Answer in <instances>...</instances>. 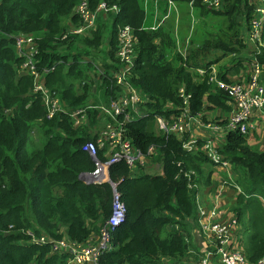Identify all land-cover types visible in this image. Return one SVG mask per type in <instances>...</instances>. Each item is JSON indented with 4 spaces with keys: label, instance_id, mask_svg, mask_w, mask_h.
<instances>
[{
    "label": "trees",
    "instance_id": "obj_1",
    "mask_svg": "<svg viewBox=\"0 0 264 264\" xmlns=\"http://www.w3.org/2000/svg\"><path fill=\"white\" fill-rule=\"evenodd\" d=\"M100 1L90 0L91 6ZM109 1L118 4V14L106 20L99 15L90 36L63 38L69 23H78L73 9L79 0H0V264H68L69 253H53L51 243H38L33 237L85 243L100 235L110 213L112 190L109 183L84 181L95 164L83 146L96 140L105 125L103 111L96 106H108L120 94L111 71L119 67L115 42L123 24L135 29L137 54L129 81L145 99L139 108L146 114L125 123L123 133L143 154L153 147L149 166H159L162 174L141 172L138 167L131 172L123 160L109 166V178L117 183L126 215L110 234V246L97 263L163 264V258L185 261L202 254L190 235L197 218L195 200L198 192L211 186L217 167L207 158L204 139H198L195 150L186 151L178 138L155 131L152 123L157 115L178 113L175 107L182 105L178 90L183 86L190 94L191 113L226 124L230 97L200 77L199 67L226 59L219 68L220 77L228 80V74H244L256 57L264 84V45L253 53L247 44L255 6L251 0H222V6L213 10L202 0H175L185 7L187 18L190 8L201 20L187 52L180 53L172 26L141 29L152 21L144 14V0ZM166 1L159 0L163 13ZM216 16L223 17L220 24L212 22L218 33L197 31L200 23ZM21 33L36 40L39 72L55 65L44 74L46 87L56 91L67 107H93L85 124L75 128L62 112L52 119L45 117L40 96L31 92L33 78L21 69L16 52L12 36ZM106 38L107 44L101 46ZM97 63L104 72L101 84L93 86L89 71ZM247 136L224 132L219 150L231 165L233 179L223 171L219 174L231 189L229 209L241 226L233 242H238L247 262L255 264L264 257V143L263 148L250 144ZM98 157L103 159L101 149ZM190 171L193 174L185 176Z\"/></svg>",
    "mask_w": 264,
    "mask_h": 264
},
{
    "label": "built area",
    "instance_id": "obj_2",
    "mask_svg": "<svg viewBox=\"0 0 264 264\" xmlns=\"http://www.w3.org/2000/svg\"><path fill=\"white\" fill-rule=\"evenodd\" d=\"M251 2L255 6V14L251 19L247 38L253 43L254 48H251V50L254 49L253 53H255L263 44L264 0H251ZM147 3L148 0H144V8L145 11L148 9L153 22L150 26L142 25L141 29L156 30L168 16L169 8L174 6V1H166V11L164 13L160 9L159 0L151 1L150 8L153 7V11L147 7ZM202 3L213 10H217L222 6V0H202ZM119 11L118 4L109 0H101L94 8L91 6L90 0H79L73 9V14L78 23L76 25L69 23V28L63 38L68 35L90 36L97 28L99 15L106 20L110 14L115 15ZM12 37L15 41L17 55L21 58V69L33 78L31 92L40 96L45 108V117L52 119L56 114L62 112L70 116L75 128L85 124L88 109L93 107L91 105L67 107L56 91H50L46 87L44 74L52 71L55 65L45 67L39 72L36 58L39 50L34 36L21 33ZM136 45L135 29L128 24L120 25L117 29L115 43V57L119 67L111 71V79L114 85L119 88L120 94L117 98L111 99L108 106L103 104L96 106V108L103 111L104 117L101 121L105 122V125L98 132L96 140L87 141L83 146L95 164V169L83 176L84 181L94 184L109 183L112 190L110 213L105 220L100 235L85 243H76L65 238L53 240L44 235L37 238L33 237L35 242L51 243L53 253H69L70 258L66 259L68 264H98L99 255L110 246L108 244L110 234L125 220L126 206L120 199L117 183L112 182L109 178V166L123 160L133 172L135 167L142 164L146 165L149 162L146 158L154 151L153 147L150 146L146 154H143L133 147L130 140L123 133L125 123L146 115L139 108V105L144 103L145 99L129 81L130 71L133 68L137 54ZM100 67L97 64L94 65L97 72L94 79L103 76L104 70ZM219 67V64L213 63L197 68L196 72L200 77L206 78L208 83L221 89L230 97L229 103L232 105V109L224 126L209 116L206 117V120L203 119L202 113H191L189 108L190 94L185 92L183 86L178 90L179 97L182 99V105L175 107L178 109V113H172L168 117L157 115L155 121L158 129L163 133L178 138L181 141L182 148L186 151L195 150L198 139H204L203 149L207 158L215 164L217 169L225 172L229 179H233L231 165L221 154L220 145L224 143L223 135L226 130L249 134L264 120V84L260 79L262 67L257 58L253 57L249 61L244 74H228V80L220 77ZM91 78L93 80V76ZM167 106L173 108L174 105L168 103ZM107 116L112 121L108 120ZM118 116L123 117L122 121L118 120ZM194 125L202 126L204 132L202 131L199 134L191 132ZM205 132L209 134L206 135ZM99 149L103 152V159L98 157ZM193 172L185 173V176L193 174ZM225 184H227L225 181H221L213 196L212 205L203 201L206 198H202L199 194L196 195L197 218L194 225L195 232L199 238L204 239L207 245L195 264H249L239 246L233 242L234 233L232 231L237 225V219L229 215L227 210L222 208L218 202L221 189H224ZM179 264L188 263L179 262ZM255 264H264V257L260 258Z\"/></svg>",
    "mask_w": 264,
    "mask_h": 264
},
{
    "label": "rangeland",
    "instance_id": "obj_3",
    "mask_svg": "<svg viewBox=\"0 0 264 264\" xmlns=\"http://www.w3.org/2000/svg\"><path fill=\"white\" fill-rule=\"evenodd\" d=\"M152 0H148L147 3V7L150 8V4H151ZM174 1V6H172L171 8H169L168 11V16L166 17V19L161 23V25L158 27H169L172 26L174 28V36L177 40V51L180 53H186L187 52V48L188 46H190L191 44V39H193V34L195 33V29L198 27L197 24L199 22H201V20L195 16V14L192 12V10L189 8V15H190V19L189 17L187 18V16L184 15L185 13V7H183L181 4H178L175 0ZM161 9V8H160ZM152 11H153V7H152ZM144 14L146 15V17L151 16L149 14L148 9L145 11L144 8ZM152 18V16H151ZM222 16H216L213 17L212 19H209V21L207 20V22H203L200 23L199 29L197 31H214L217 28V25H215L212 22H219L222 20ZM186 19L189 23H186ZM153 19L150 23V25L152 24ZM149 25V26H150ZM157 30V29H156ZM220 29H217L216 32L218 33ZM154 31V30H153ZM91 38V37H90ZM197 39L201 40L203 39L202 37H197ZM107 40L108 38H106L105 40H102L101 42V46L104 44H107ZM105 41V42H104ZM104 42V43H103ZM247 44L249 47L254 48V45L252 42H250L247 39ZM264 45V43L262 44ZM101 49V48H100ZM224 61L219 62V65H225V63L228 61H225L226 59H222ZM95 65V64H94ZM94 65L92 66L91 70L89 71V77L91 78V76H96L95 72H94ZM98 66H100V64L97 63ZM235 74V73H233ZM92 80V78H91ZM93 81V80H92ZM263 123H261L252 133L250 132L247 136L248 138V142L250 144H254L256 146H260L261 148H263V143H264V120H262ZM152 128L157 131L158 130V126L156 125V122L152 123ZM204 132L203 127L199 126V125H194L191 128V132H194L195 134H199L200 132ZM224 137V135H223ZM32 138L36 140L37 136L36 133H32ZM147 160H150L149 157L146 158ZM139 171L141 172H149V173H156L158 172L159 167L157 166H152L149 167L147 169H145L146 165H141V166H137ZM220 172H222L221 170L217 169V171L214 172V183L215 184H211V186L206 187V192L209 193V191L212 193V195H214L216 193V191L218 190L217 188L219 187V185L221 184V175L219 174ZM217 185V186H216ZM225 188V187H224ZM205 188L202 189L203 193ZM224 191V189H221V193ZM229 195H232L229 194ZM96 236L92 235V239H94ZM190 259H193V257H190ZM189 259V260H190Z\"/></svg>",
    "mask_w": 264,
    "mask_h": 264
},
{
    "label": "crops",
    "instance_id": "obj_4",
    "mask_svg": "<svg viewBox=\"0 0 264 264\" xmlns=\"http://www.w3.org/2000/svg\"><path fill=\"white\" fill-rule=\"evenodd\" d=\"M250 50H251V47H250ZM100 68H102V67H100ZM231 75H234V74H231ZM94 78L95 77L93 76L94 86L96 85V82L99 83V84H101L102 80H101L100 77L99 78H96V79H94ZM261 123H263V122L261 121ZM205 134L207 135L209 133L208 132H205ZM148 166H149V162L146 164L145 169H147ZM149 167H151V166H149ZM156 173L162 174V169L159 167L158 172H156ZM214 179H215V177H214ZM214 179H213L212 185L215 184L214 183ZM197 187H198V185H197ZM204 192H206V188H205ZM198 194L202 198H206V199H203V201L205 203H208V204L210 203V205L213 204V200L212 199H213V196L214 195H212V193L210 191H209V193L208 192L203 193V191H201V192H198ZM229 194H231V189L229 187H225L224 188V191L221 193V195L219 197L218 202H219V205L222 208H224L225 210H227L228 214L231 215V212H230V209H229V205L231 203L230 200H233V198H232V195H229ZM240 229H241V226L237 222V225L235 226V228L233 229L232 232L234 234L238 235V232L240 231ZM190 235L192 237V242H193L194 246L198 248L199 254L203 253L205 251V248H206V245L207 244H206V242H204V239L203 238H201V237L199 238L196 235L195 227L194 226L191 227ZM235 243L239 246L238 242H235ZM161 261H162L163 264H179V262H183V263L185 262V263H188V264H195L196 261H197V259H190V260H185V261H178V260H175L173 258H163Z\"/></svg>",
    "mask_w": 264,
    "mask_h": 264
}]
</instances>
